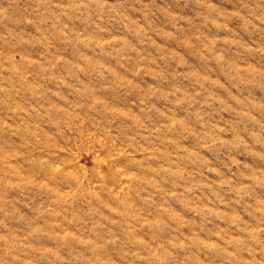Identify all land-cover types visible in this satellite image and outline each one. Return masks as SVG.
<instances>
[{
    "label": "clouds",
    "instance_id": "1",
    "mask_svg": "<svg viewBox=\"0 0 264 264\" xmlns=\"http://www.w3.org/2000/svg\"><path fill=\"white\" fill-rule=\"evenodd\" d=\"M0 264H264V0H0Z\"/></svg>",
    "mask_w": 264,
    "mask_h": 264
}]
</instances>
